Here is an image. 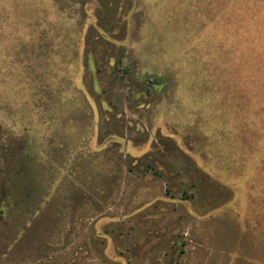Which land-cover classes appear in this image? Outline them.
Here are the masks:
<instances>
[{
    "label": "rangeland",
    "instance_id": "obj_1",
    "mask_svg": "<svg viewBox=\"0 0 264 264\" xmlns=\"http://www.w3.org/2000/svg\"><path fill=\"white\" fill-rule=\"evenodd\" d=\"M0 264H264V0H0Z\"/></svg>",
    "mask_w": 264,
    "mask_h": 264
},
{
    "label": "trees",
    "instance_id": "obj_2",
    "mask_svg": "<svg viewBox=\"0 0 264 264\" xmlns=\"http://www.w3.org/2000/svg\"><path fill=\"white\" fill-rule=\"evenodd\" d=\"M0 212H1V210H0Z\"/></svg>",
    "mask_w": 264,
    "mask_h": 264
}]
</instances>
